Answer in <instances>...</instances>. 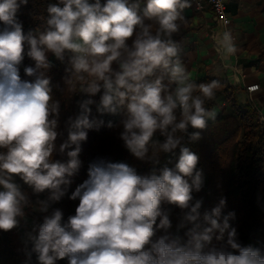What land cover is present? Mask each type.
Returning <instances> with one entry per match:
<instances>
[{
    "label": "clouds",
    "instance_id": "1",
    "mask_svg": "<svg viewBox=\"0 0 264 264\" xmlns=\"http://www.w3.org/2000/svg\"><path fill=\"white\" fill-rule=\"evenodd\" d=\"M28 3L0 0V149L5 150L0 152V230L4 232L17 227V217L24 214L22 205L28 203L14 179L19 177L37 193L48 190L49 201H59L65 194L62 185L69 184L66 177L80 166L77 157L80 141L87 138L85 129L93 127L89 105L94 101L87 99L71 124L68 142L60 147L63 152L75 145L67 152L70 159L67 163L53 159L57 121L50 117L58 116L59 102L52 100L50 79L41 71L50 67L47 53L61 61L66 52L71 53L76 79L84 81L83 74L91 78L83 91L95 95L103 90L98 111L116 113L127 101L121 138L140 159L146 157L158 130L166 136L161 149L172 153L181 144V137L175 135L178 131L206 128V118L214 117V112L206 110L205 99L211 100L219 87L216 80L188 82L177 57L172 35L180 30L177 21L183 22L182 11L191 6L189 0H146L142 10L140 0H58L49 4L48 27L39 36L31 31L25 35L18 18ZM145 20L158 25L154 34L153 25ZM25 43L27 56L35 61L34 68L24 69L31 80L22 79L18 67ZM220 43L226 52L236 51L228 32ZM113 62L119 70L113 69ZM165 75L176 84L174 90L163 83ZM153 76L154 80L148 79ZM197 89L201 95L194 96ZM199 137V131L190 134L192 140ZM198 160L194 152L181 147L174 170L164 167L159 175L148 176L122 162L92 163L88 179L70 197L79 198L75 215L62 223V212L55 210L44 217L38 235L30 237L38 264H56L65 258L67 264H264L258 250L236 242L235 229L228 232V248L203 252L202 242H211L213 230H219L221 239L229 226L227 218L223 226L213 218L220 216L217 207L204 216L210 227L198 231L199 201L185 215L186 221L193 222L187 244L181 245L178 237L166 243L167 235L153 239L157 227H170L162 202L188 209L193 188L200 189ZM48 208V201L41 202L42 212Z\"/></svg>",
    "mask_w": 264,
    "mask_h": 264
},
{
    "label": "trees",
    "instance_id": "2",
    "mask_svg": "<svg viewBox=\"0 0 264 264\" xmlns=\"http://www.w3.org/2000/svg\"><path fill=\"white\" fill-rule=\"evenodd\" d=\"M58 0H29L27 6H22L18 18L23 24L24 34L30 31L39 36L48 25L49 4H55ZM103 2V0H102ZM134 0H130V3ZM2 27V25H0ZM24 59L18 66L22 79H33L25 76L24 69L35 67V61L27 56L29 46L25 43ZM50 67L42 69L45 77L50 79L49 87L52 89L53 101L59 102L58 116L55 131L57 138L54 141L53 159L67 163L70 159L68 151L75 148L71 145L63 152L60 151L62 144L68 142L71 124L82 113L81 103L92 99L89 105V120L93 127L85 129L86 140L80 141V152L78 159L80 166L72 176L66 177L69 184L62 185L65 194L59 201H49L50 192L45 190L37 193L33 188L25 184L19 177L14 179L21 192L26 196L28 203L22 205L23 216H18V225L14 229L4 232L0 230V264H38L37 253L33 251L32 240L24 236V228L29 225L26 217L34 216V207L41 206V202L48 201L47 212L51 215L55 210L62 212V223H66L69 216L75 215L79 198L70 199L76 188L88 179L90 165L99 160L107 162H122L133 167L137 174L142 176L151 175L155 172L160 174L164 167L175 169V164L180 156V148L187 147L198 157L196 171L201 174V186L197 191L192 190V200L188 209L169 204L166 201L161 204V211L168 215L170 227L167 229H156L153 239L167 235L171 239L179 238L181 245L187 244L190 237L188 230L193 227V222L185 220L186 213L190 212L191 206L200 202L198 209L199 217L195 223L200 225L198 231H202L210 224L204 220L205 214L212 215L213 209L220 208L218 219L221 226L227 218L228 229L220 237L218 229H214L210 243L202 242L203 252L221 247L228 248L226 241L228 232L235 229L236 242L244 248L258 250L261 258H264V234L262 223L264 219V123L259 122L258 111L250 104H242L237 99V93L227 81H218L209 76L189 80L188 82L199 85L218 81L219 87L215 89V95L211 100L205 99L204 107L212 111L218 102L225 100L229 103L232 112L226 115H218L206 118V128H188L187 133L177 132L175 135L181 137V144L172 153H165L161 145L166 136L158 130L149 144L148 153L144 159L135 157L125 146L121 134L125 131L124 121L127 119V101L125 105L118 106L116 113L100 112L101 92L90 95L83 91L91 80L87 74L84 81H79L73 74L69 62L71 53L66 52L63 61L56 58L52 53H47ZM258 61L264 62V51L258 54ZM158 71L156 75H160ZM156 77H149L154 80ZM71 81V83H69ZM163 83L169 90H174L176 84L171 82L167 75ZM193 95H201L198 89ZM176 115L179 119L180 113ZM170 131V129H169ZM200 132L199 139L192 140L190 134ZM5 151L0 149V152ZM191 183V178H188ZM221 200L224 201L221 204ZM232 215H229V214ZM160 217L157 218L159 225ZM231 250V249H228ZM238 254V253H237ZM56 264H67V258L56 261Z\"/></svg>",
    "mask_w": 264,
    "mask_h": 264
},
{
    "label": "crops",
    "instance_id": "3",
    "mask_svg": "<svg viewBox=\"0 0 264 264\" xmlns=\"http://www.w3.org/2000/svg\"><path fill=\"white\" fill-rule=\"evenodd\" d=\"M145 5L146 0H140L141 10ZM190 5L182 11L183 22L177 21L180 30L172 35L177 46V57L189 80L206 76L218 81L225 80L235 88L240 103L251 102L258 114L264 117V62L258 61V54L264 51V0H230L226 5L231 18L228 28L220 24L209 8L198 11ZM145 23L153 25L154 34L158 27L156 22L145 20ZM225 32L232 37L236 49L234 53L226 52L220 43ZM128 45L131 48V39ZM112 67L119 70L117 62H113ZM252 84H257L259 88L248 93L245 88ZM212 112L214 116L226 115L232 109L229 103L221 100ZM40 208L35 206L34 216L28 217L29 225L24 228L26 239L37 236L44 217L51 216ZM262 232L264 234V219Z\"/></svg>",
    "mask_w": 264,
    "mask_h": 264
},
{
    "label": "built area",
    "instance_id": "4",
    "mask_svg": "<svg viewBox=\"0 0 264 264\" xmlns=\"http://www.w3.org/2000/svg\"><path fill=\"white\" fill-rule=\"evenodd\" d=\"M230 0H189L194 9L200 11L203 8L207 7L210 9L212 14L220 22L224 28H228L231 24V18L226 11V5ZM259 86L257 84H252L246 86V91L252 93L258 90ZM252 107L253 105L249 102ZM254 108V107H253ZM259 122L264 123V117L259 114Z\"/></svg>",
    "mask_w": 264,
    "mask_h": 264
},
{
    "label": "rangeland",
    "instance_id": "5",
    "mask_svg": "<svg viewBox=\"0 0 264 264\" xmlns=\"http://www.w3.org/2000/svg\"><path fill=\"white\" fill-rule=\"evenodd\" d=\"M25 219L28 220V217H26ZM39 228H40V227H39ZM39 228H38V229H39Z\"/></svg>",
    "mask_w": 264,
    "mask_h": 264
}]
</instances>
